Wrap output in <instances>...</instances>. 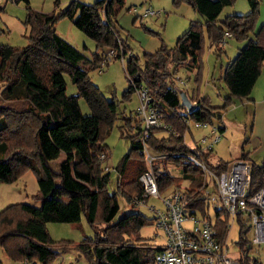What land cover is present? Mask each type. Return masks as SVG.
I'll return each instance as SVG.
<instances>
[{
  "label": "trees",
  "instance_id": "trees-1",
  "mask_svg": "<svg viewBox=\"0 0 264 264\" xmlns=\"http://www.w3.org/2000/svg\"><path fill=\"white\" fill-rule=\"evenodd\" d=\"M27 1V0H25ZM174 4L189 3L204 19L210 45L218 54L222 51L221 39L225 31L245 43L224 66L221 78L227 88L221 106L210 104L205 95H188L193 108L188 111L180 104L175 73L180 67L195 69L200 75L202 60V23L190 21L175 39L173 46L161 42L153 52H144L143 62L129 53L125 42L118 36L114 22L124 0H96L85 3L70 0L59 13L44 12L27 6L24 24L27 26V42L21 47L0 43V181L11 182L25 170L36 175L38 189L33 196L40 206L26 202L8 204L0 210V245L16 260L27 264H47L61 249L73 246L83 254L88 264H154L157 246L139 235V229L148 219L138 211H132L113 220L119 209L117 193L127 201L140 193L138 176L145 169L140 153L141 124L131 117L124 118V135L129 140V150L114 166L117 172L116 188L108 189L109 171L102 166L107 157L104 135L117 115L116 99H106L88 74L98 68L108 49L120 47L128 87L123 96L144 84L151 102L163 113L164 121L177 133L152 129L148 138L150 148L163 157L156 158L154 171L158 188L164 191L173 183L188 180L190 195L188 206L207 213L208 203L200 188L202 170L189 160L194 155L215 174L225 170L232 160L210 159L209 149L189 146L184 135L190 133L185 122L213 124L212 118H220V107L232 103L234 98H247L264 64V23L254 29L259 0H247L249 11L245 14H228L220 22L218 14L233 0H172ZM60 16H66L96 43L91 58L61 37L54 28ZM80 62L88 63L87 67ZM69 74L76 85V94H66L61 73ZM87 102L90 113L81 112L78 98ZM220 131L224 127L218 126ZM104 158H100V154ZM63 154L58 167L52 160ZM238 158L250 162L249 194L263 184L264 156L260 163L248 159L245 153ZM168 163L180 166L181 176L172 175ZM213 187L215 184L213 183ZM84 217L93 229V235L85 236L76 244L69 239L55 241L46 228V222L75 223ZM229 215L222 208L214 210L215 234L224 240ZM237 240L239 264H261L249 254L246 232L241 215ZM151 221V218L149 219Z\"/></svg>",
  "mask_w": 264,
  "mask_h": 264
},
{
  "label": "rangeland",
  "instance_id": "rangeland-1",
  "mask_svg": "<svg viewBox=\"0 0 264 264\" xmlns=\"http://www.w3.org/2000/svg\"><path fill=\"white\" fill-rule=\"evenodd\" d=\"M70 0H1L0 1V43L10 44L21 47L26 44L27 26L24 19L27 6L44 12L59 13L63 10ZM85 3H93L96 0H81ZM145 8H151L159 13L155 15L140 16ZM249 11L247 0H233L231 4L225 5L217 16L220 22L226 15L245 14ZM190 21L201 22L203 43L200 52L202 66L200 75L197 77L195 69L187 70L180 67L177 70L176 78L179 87L184 88L189 95L198 93L205 95L210 104L221 106L223 98L227 94V88L221 78L222 70L226 63L234 57L239 47L245 43L243 39L235 37H225L220 54L216 52L207 37L203 17L186 2L174 4L172 0H124L120 8L114 26L118 36L125 42L129 53L139 57V62H143L144 52L155 51L163 42L166 46H173L175 39L188 27ZM264 23V0H259L258 11L254 22L253 31L249 32L248 37L254 36V31ZM56 32L73 46L81 50L86 57L91 58L96 51L95 41L87 36L83 30L76 27L71 19L60 16L54 23ZM126 61V55L124 56ZM124 61L120 57H113L104 64L103 68L90 69L88 74L91 81L99 87L106 99H116L117 115L111 127L104 135L107 157L102 161L104 168H109L108 189L112 192L116 188L117 172L114 166L124 153L129 150V140L124 135V118L131 117V124L134 123L135 108L138 105V95L136 90L132 91L128 98L123 96V91L128 87V80L124 71ZM85 67L88 63L82 62ZM189 72V73H188ZM61 76L64 81L66 94H76L78 89L72 82L68 73L63 72ZM175 76V75H174ZM181 79V81H180ZM180 81V82H179ZM3 82H0V90ZM81 112L86 115L90 113V108L85 99L78 98ZM220 118H212L216 126L224 127L220 131V140L214 143L210 151V159L234 160L242 153L248 156L250 161L260 163L264 156V64L261 66L260 73L247 98H234L232 103L220 107ZM190 129L197 140L207 128H196L192 125ZM185 141L189 146L194 143L190 133L185 134ZM63 158L61 154L52 160L53 167L57 168L59 161ZM167 169L174 176H181L180 166L168 163ZM179 186L185 187L187 179H182ZM173 183L164 191L161 196L170 192L176 186ZM38 189L35 173L27 169L20 176L11 182L0 181V210L8 204L26 202L34 206H40V201L33 196ZM119 209L113 220L118 219L124 214L138 211L144 215L148 222L139 229V235L149 243L158 246L164 243L161 232L156 230L153 223L149 220L154 212L148 208L153 204L156 208L162 206L160 198L149 197L147 204L138 206L132 205L120 193H117ZM208 215L214 219V210L210 206L207 210ZM46 228L51 238L57 242L69 239L72 244H76L85 236L93 235V229L84 217L75 223L67 222H46ZM239 234V224L233 221L227 232V242L229 250L233 255L237 254ZM251 230L246 232V237L250 239ZM249 254L264 264V254L259 246L252 245ZM0 264H24L22 260L10 257L0 245ZM40 264V263H37ZM47 264H88L86 257L80 251L70 246L59 250L56 255L51 257Z\"/></svg>",
  "mask_w": 264,
  "mask_h": 264
},
{
  "label": "built area",
  "instance_id": "built-area-1",
  "mask_svg": "<svg viewBox=\"0 0 264 264\" xmlns=\"http://www.w3.org/2000/svg\"><path fill=\"white\" fill-rule=\"evenodd\" d=\"M157 13L159 11L145 8L140 16ZM230 36V33L225 31L221 43L225 42V37ZM116 53L114 48L107 50L103 62L98 67L99 71L107 60L116 56ZM119 54L123 62L124 55L121 47ZM135 90L138 95L135 118L142 126L139 137L140 153L143 156L145 169L138 176L141 191L133 194L129 202L134 206L147 204L149 197L160 198L162 201L160 208H156L153 204L148 205V208L154 212L151 223L164 237V243L158 245L154 251V264H239L238 250L236 255L229 250L227 235L224 240L217 238L213 219L203 215L199 209L188 206L190 199L188 184L185 187L176 185L170 192L161 196L154 162L156 158L163 155L155 153L150 148L148 138L152 129H163L173 135L177 133L164 121L161 110L152 104L147 86L141 84ZM185 122L189 127L192 125L196 128L208 129L194 143L199 148L212 150L214 143L220 140L218 126L192 121L188 117H185ZM99 157L104 158V154H100ZM186 157L202 170L200 188L204 191L208 207L211 206L213 210L222 208L228 213V229L233 221L238 223L236 217L241 215L240 221L247 224L248 230H251L250 239L247 238L249 249L252 245H256L264 254V173L262 186L249 194L251 167L248 160L236 158L225 170L215 174L194 155L186 154ZM108 168L107 165L104 166L105 170ZM25 263L27 264L26 261Z\"/></svg>",
  "mask_w": 264,
  "mask_h": 264
},
{
  "label": "water",
  "instance_id": "water-1",
  "mask_svg": "<svg viewBox=\"0 0 264 264\" xmlns=\"http://www.w3.org/2000/svg\"><path fill=\"white\" fill-rule=\"evenodd\" d=\"M176 90H177L178 95H179L180 104L182 106H184L188 111H190L194 106L193 101H191L189 99L184 88L178 86V87H176Z\"/></svg>",
  "mask_w": 264,
  "mask_h": 264
},
{
  "label": "crops",
  "instance_id": "crops-1",
  "mask_svg": "<svg viewBox=\"0 0 264 264\" xmlns=\"http://www.w3.org/2000/svg\"><path fill=\"white\" fill-rule=\"evenodd\" d=\"M231 14H235V13H231ZM240 48V47H239ZM237 51H238V49H237ZM237 53V52H236ZM80 65L81 66H83V67H85L84 65H83V63L82 62H80ZM189 73V72H188ZM175 78H180V77H178L177 76V72L175 73ZM194 143V142H193ZM24 264H26V263H24Z\"/></svg>",
  "mask_w": 264,
  "mask_h": 264
}]
</instances>
